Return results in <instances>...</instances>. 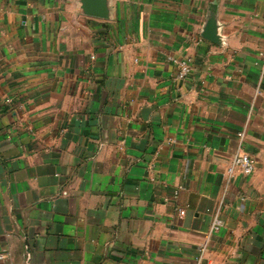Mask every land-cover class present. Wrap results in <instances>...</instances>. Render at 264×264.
<instances>
[{
	"label": "crops",
	"instance_id": "1",
	"mask_svg": "<svg viewBox=\"0 0 264 264\" xmlns=\"http://www.w3.org/2000/svg\"><path fill=\"white\" fill-rule=\"evenodd\" d=\"M95 1L0 0V264H264V0Z\"/></svg>",
	"mask_w": 264,
	"mask_h": 264
},
{
	"label": "built area",
	"instance_id": "2",
	"mask_svg": "<svg viewBox=\"0 0 264 264\" xmlns=\"http://www.w3.org/2000/svg\"><path fill=\"white\" fill-rule=\"evenodd\" d=\"M169 61L173 62L176 66V79L177 80H185L191 73L193 68V59L190 56H184L181 58L169 57ZM12 100L10 97H6L4 99L5 104L11 103ZM1 114V110H0ZM239 140L243 138V131L238 132ZM256 167V161L249 153L244 151L235 152L228 163L226 173H225V184L228 183L235 172L238 170L242 174L248 175L251 174ZM178 191H175L174 194L177 195ZM184 214L183 209H178V215L182 216ZM222 225V221L219 215L216 213L212 219V223L209 229V234L215 232L220 229ZM4 254L0 253V260L4 259Z\"/></svg>",
	"mask_w": 264,
	"mask_h": 264
},
{
	"label": "water",
	"instance_id": "3",
	"mask_svg": "<svg viewBox=\"0 0 264 264\" xmlns=\"http://www.w3.org/2000/svg\"><path fill=\"white\" fill-rule=\"evenodd\" d=\"M84 6L87 14L97 17L105 15L103 6L99 5L95 0H84Z\"/></svg>",
	"mask_w": 264,
	"mask_h": 264
}]
</instances>
